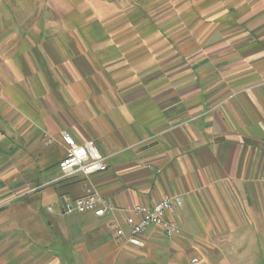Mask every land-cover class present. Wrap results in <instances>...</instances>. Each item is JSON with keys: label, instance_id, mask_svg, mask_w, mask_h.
Listing matches in <instances>:
<instances>
[{"label": "crops", "instance_id": "crops-1", "mask_svg": "<svg viewBox=\"0 0 264 264\" xmlns=\"http://www.w3.org/2000/svg\"><path fill=\"white\" fill-rule=\"evenodd\" d=\"M63 133L108 170L63 178ZM165 197L177 236L117 241ZM194 259L264 264V0H0V264Z\"/></svg>", "mask_w": 264, "mask_h": 264}, {"label": "built area", "instance_id": "built-area-1", "mask_svg": "<svg viewBox=\"0 0 264 264\" xmlns=\"http://www.w3.org/2000/svg\"><path fill=\"white\" fill-rule=\"evenodd\" d=\"M62 140L67 146L66 157L59 163V170L63 178L76 173L88 177L108 170L107 158L99 154L94 143L80 144L67 133L62 134ZM182 206L183 201L177 197H165L151 208L142 205L136 206L131 212L138 218V221H129V234H126L123 229H118L117 241L124 245L144 247L143 236L151 227L159 228L168 238H174L178 234V227L169 216ZM109 208V203L97 193L90 192L76 202V211L81 214L94 213L101 217ZM197 262L198 260L194 259L192 264Z\"/></svg>", "mask_w": 264, "mask_h": 264}, {"label": "rangeland", "instance_id": "rangeland-1", "mask_svg": "<svg viewBox=\"0 0 264 264\" xmlns=\"http://www.w3.org/2000/svg\"><path fill=\"white\" fill-rule=\"evenodd\" d=\"M20 199V198H19ZM19 199H8V203L6 204V206L10 205V206H13V204L15 202H17ZM18 207H15V209H17Z\"/></svg>", "mask_w": 264, "mask_h": 264}]
</instances>
